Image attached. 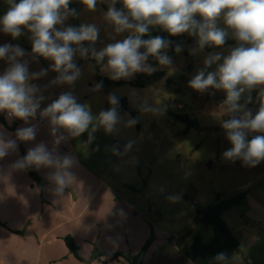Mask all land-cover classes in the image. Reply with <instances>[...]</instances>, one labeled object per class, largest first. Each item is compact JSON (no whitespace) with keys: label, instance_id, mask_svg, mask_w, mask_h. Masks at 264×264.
<instances>
[{"label":"clouds","instance_id":"1","mask_svg":"<svg viewBox=\"0 0 264 264\" xmlns=\"http://www.w3.org/2000/svg\"><path fill=\"white\" fill-rule=\"evenodd\" d=\"M78 2L87 13L99 11L109 39L126 35L97 50L101 26L97 22L69 23L80 15L70 6L73 0H3L6 11L0 16V33L17 39L26 31L30 34L31 52L19 44L0 45V61L6 65L0 72V113L5 114L9 124L14 120L23 124L15 132L0 124V161L12 154L18 155L21 142L35 141L41 122L47 121L52 148L43 141L36 143L8 167L14 171L50 169L46 175L49 191L57 200L64 196L65 190L76 182L73 169L79 166V160L70 153L61 154L58 148L62 143L87 133V140L80 144L87 149L96 140L98 131L118 135L121 129H132L139 123V117L121 113L116 92L107 95V109L93 113L91 105L81 102L76 94V82L83 78L85 67L92 75L98 68L112 81L130 80L138 73L152 75L158 69L174 73L176 68L169 52L180 54L184 45L164 36H152L151 32L156 29L168 37L186 34L193 38L195 43L188 48L192 57L210 49L203 55V66L188 81V87L199 93L212 89L213 95L215 91L225 94L218 106L223 110L220 127L231 147L222 153V158L229 162L239 160L247 167H256L264 161V0ZM101 5L107 6L106 11ZM229 40L234 43L225 48ZM40 58L50 61V67L30 71V65L38 64ZM150 58L156 62L155 66L149 62ZM78 59L87 62L85 67L77 63ZM50 71L56 75L47 84L34 83L47 77ZM64 86L68 90L60 92L41 109L47 98L44 93L49 88ZM102 88L103 81H100L89 91L96 93ZM128 96L142 115L165 114L163 106L149 103L139 90H129ZM254 102L258 104L255 111L248 107ZM250 134L255 135L249 139ZM136 143L129 140L123 151L118 144L105 146V150L122 157ZM94 150H99V146ZM166 199L175 204L182 196L172 194ZM119 215L126 217L123 209ZM210 264L238 262L234 256L230 258L221 251L212 257Z\"/></svg>","mask_w":264,"mask_h":264},{"label":"crops","instance_id":"2","mask_svg":"<svg viewBox=\"0 0 264 264\" xmlns=\"http://www.w3.org/2000/svg\"><path fill=\"white\" fill-rule=\"evenodd\" d=\"M4 43L19 44L27 52L26 47H31V41L24 34L12 39L0 33V45ZM50 64V61L40 58L38 64L30 65V71L49 68ZM5 66L0 61V72ZM139 74L142 73L135 74V77ZM55 75L50 71L47 77L34 83L43 86ZM98 77L110 80L98 69L95 75L85 76L75 84L80 101L90 104L93 113L109 107L108 94L103 90L96 93L89 91L98 82ZM167 78L168 74L165 73L161 81L167 83ZM120 81L132 83V79ZM121 87L111 92L119 95L122 93ZM67 90L66 86L49 88L44 93L47 98L41 104V109L60 92ZM3 119L6 122L4 127L10 132L23 126L19 120L9 124L5 114L0 113V120ZM95 135L96 140L87 149L80 145L87 140V133L59 146L58 151L74 155L79 160V166L73 169L75 184L66 189L64 196L58 200L49 191L46 175L50 169H33L42 181V184H38L29 171H14L8 167L36 143L43 141L49 149L52 148L47 121L41 122L35 141L21 142L18 155L12 154L0 161V168L3 169L0 175V264H194L180 253L181 237L173 240L171 233L162 229L160 222L157 223L150 216L153 206L143 210L117 189L123 187L131 191L129 184L120 182L116 187L110 183L115 176L122 174L119 171L116 174L113 169L121 157L113 156L105 150V146L117 144L118 141L103 130ZM97 146L99 150H94ZM253 188H256L255 185ZM260 191H246L245 199L231 208L235 212L228 210L222 216L232 235L239 241L241 251L233 255L237 257L238 264H264V258H259L260 254H264V248L255 249L264 236V195ZM120 209H123L126 217L119 215ZM195 221L196 218L187 223L185 233L194 226ZM165 236H170V239L167 241ZM67 238L75 244L78 257L67 247ZM110 255L118 257L110 258Z\"/></svg>","mask_w":264,"mask_h":264},{"label":"rangeland","instance_id":"3","mask_svg":"<svg viewBox=\"0 0 264 264\" xmlns=\"http://www.w3.org/2000/svg\"><path fill=\"white\" fill-rule=\"evenodd\" d=\"M70 6L80 15L78 19L70 20L69 23L100 24V37L95 45L97 50L126 35L125 33L116 36L115 40L109 39L100 20L99 11L94 14L85 12L78 0H73ZM117 7L121 5L117 4ZM100 8L106 11L107 6L101 5ZM5 11L6 5L0 0V16ZM24 35L29 39V33L25 31ZM189 39V36L183 35L181 44L184 45V51L173 59L176 71L169 74L167 69H161L168 74L167 79H170V82L153 80L143 88L129 83L122 85L120 88L122 93L118 96L121 99V95H124L127 99L126 110L123 113L139 117V123L132 129H121L118 135H111L117 139V144L125 145L129 140H136L137 143L131 152L122 156L120 161L113 165L116 174L118 171L122 174L119 177L115 176L110 183L116 187L120 182L129 184L132 187L131 191L123 187L117 189L143 210L145 207L153 206L150 216L157 223L160 222L162 229L171 233L173 240L185 233L184 231L188 229L187 223L194 221L198 212L214 205L218 198L227 199L250 189L253 192L255 189L261 190L260 194L264 195V161L256 167H247L239 160L229 162L222 158V153L231 147L220 127L223 110L218 106L225 99V94L222 91H215L213 95L212 89L199 93L188 87V81L196 70L203 66V55L207 53L205 51L198 57L189 55L188 60L186 52L194 45ZM77 63L85 67L87 62L78 59ZM89 75L91 74L85 67L83 77ZM135 80L134 75L132 82ZM131 89L139 90L149 103L163 106L165 114L159 117L142 115L137 105L129 99L128 92ZM255 97L254 92V101ZM248 107L255 111L258 104L254 102ZM177 114L187 115L197 125L187 129L186 123L175 118L174 115ZM252 135L255 134H250L248 138L251 139ZM254 185L256 188H253ZM172 194H180L182 200L179 203H170L166 197ZM228 212H235V209ZM263 237L260 238L259 245L255 246L256 250L264 248ZM164 238L168 241L170 236ZM259 258L263 260L264 254H260ZM236 260L237 257H234V261ZM257 260L258 258L255 263Z\"/></svg>","mask_w":264,"mask_h":264},{"label":"trees","instance_id":"4","mask_svg":"<svg viewBox=\"0 0 264 264\" xmlns=\"http://www.w3.org/2000/svg\"><path fill=\"white\" fill-rule=\"evenodd\" d=\"M152 36L160 35L165 38L172 39L175 43H181L183 36L179 37H168L167 33H164L158 29L151 32ZM147 38V37H145ZM189 42L195 43L194 39L190 37ZM229 44H233V41H229ZM26 47V46H25ZM29 52H31V47H26ZM210 51V49L205 50ZM173 56V59L176 58L174 52H169ZM186 55L189 58V53L186 52ZM150 63L154 66L156 62L150 58ZM165 76V72L158 69L152 75L139 74L136 77L135 82L131 84L138 88H143L151 81L161 80ZM103 81L102 90L109 94L114 88L121 87L125 84L123 81H112L102 77H98V82ZM171 80L168 79L167 83ZM121 113L126 110L127 99L121 98ZM176 119L180 120L183 123H186L187 129H191L196 126V122L191 121L187 115H174ZM120 149L123 150L124 144H118ZM31 178L37 181L38 184H42L41 179L36 175L33 169L28 170ZM246 197V192H240L227 199H217L216 203L210 206L208 209L200 211L197 213L196 221L194 226L188 230L185 234L181 236V242L179 243L180 253L192 261L194 264H210L212 257L217 253L224 251L231 258L233 255L240 253V244L239 241L232 235L228 226L224 222L222 216L223 214L230 210L231 208L239 205ZM66 245L69 248L70 252L73 253L76 257L77 248L73 241L69 238L66 239ZM118 255H110V258H117Z\"/></svg>","mask_w":264,"mask_h":264},{"label":"water","instance_id":"5","mask_svg":"<svg viewBox=\"0 0 264 264\" xmlns=\"http://www.w3.org/2000/svg\"><path fill=\"white\" fill-rule=\"evenodd\" d=\"M0 122L5 126L6 125V122H5V120L3 119V120H0Z\"/></svg>","mask_w":264,"mask_h":264},{"label":"built area","instance_id":"6","mask_svg":"<svg viewBox=\"0 0 264 264\" xmlns=\"http://www.w3.org/2000/svg\"><path fill=\"white\" fill-rule=\"evenodd\" d=\"M180 109V107H178Z\"/></svg>","mask_w":264,"mask_h":264}]
</instances>
